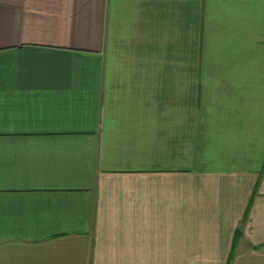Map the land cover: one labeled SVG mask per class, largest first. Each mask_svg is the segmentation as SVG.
I'll return each instance as SVG.
<instances>
[{
    "label": "crops",
    "instance_id": "1",
    "mask_svg": "<svg viewBox=\"0 0 264 264\" xmlns=\"http://www.w3.org/2000/svg\"><path fill=\"white\" fill-rule=\"evenodd\" d=\"M0 264H264V0H0Z\"/></svg>",
    "mask_w": 264,
    "mask_h": 264
}]
</instances>
